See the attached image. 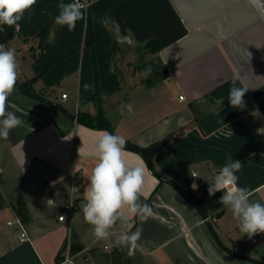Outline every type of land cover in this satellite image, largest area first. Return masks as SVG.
Returning a JSON list of instances; mask_svg holds the SVG:
<instances>
[{"label": "crops", "instance_id": "crops-1", "mask_svg": "<svg viewBox=\"0 0 264 264\" xmlns=\"http://www.w3.org/2000/svg\"><path fill=\"white\" fill-rule=\"evenodd\" d=\"M69 2L37 0L16 25L17 35L5 48L22 52L21 47L30 55L25 66L18 62V81L42 73L34 83L37 90L50 91L51 99L67 108L69 100L93 109L86 99L97 80L106 115L126 142L149 146L171 136L156 154L155 166L196 195L205 194L209 217L170 183L159 184L144 158L125 149V159L145 169L140 200L150 199L152 214L146 221L130 216L126 229L118 222L109 241L94 235L90 242L83 240L73 217L83 218L80 204L96 162L92 148L108 130L80 124L16 85L8 99L15 108L7 110L19 109L16 115L24 123L0 138V264H62L71 245L81 249L70 251L69 264H100L104 253L113 257L122 250L112 244L122 231L137 228L143 232L133 252L141 264H255L224 250L209 220L225 245L264 262V233H241L231 210L217 203L222 192L208 195L214 170L231 156L243 164L238 184L249 189L250 202L264 203V134L258 131L264 129V0H94L82 8L74 31L55 23L58 5ZM43 27L40 45L37 35ZM112 37L121 48L115 55ZM152 39L161 49L152 57L143 52V58L159 61L168 76L148 85L146 80H156L150 65L136 66L137 73L148 75L125 93L128 80L139 79L120 74L124 48L136 52ZM233 86L248 89L243 109L228 102ZM221 98L224 104H217ZM193 172L201 176L197 189L192 188ZM47 200L55 206L48 207ZM19 201L26 219L17 212ZM16 218L29 239L20 241L18 229L8 224Z\"/></svg>", "mask_w": 264, "mask_h": 264}, {"label": "clouds", "instance_id": "clouds-1", "mask_svg": "<svg viewBox=\"0 0 264 264\" xmlns=\"http://www.w3.org/2000/svg\"><path fill=\"white\" fill-rule=\"evenodd\" d=\"M37 0H0V25L14 26L22 20L24 13L33 9ZM59 14L55 23L67 26L74 31L76 22L83 18L82 5L71 0L58 5ZM2 30V28H0ZM14 48H5L0 44V138L7 139L11 130L23 125L24 121L16 115V111H8V99L14 92L18 77L19 63ZM233 79V85H235ZM87 85L85 88L87 89ZM248 89L233 86L230 89L228 102L234 108L243 109V99ZM224 104L223 98L216 101ZM264 134V129L258 130ZM126 140L123 136L102 131L92 148L95 165L87 177L89 183L84 190V203L80 204L84 221L92 226V233L97 240L109 241L112 230L119 222L126 229L130 216L146 221L152 214L151 207L140 200L145 185V169L140 164H130L125 159ZM243 164L239 160L228 157L223 167L214 170L213 181L209 183L208 195L222 192L217 203L229 208L238 222L241 233L249 237L264 233V203L250 202L249 189L240 187L239 176ZM192 177H201L193 172ZM193 189L198 185L193 183ZM48 207H54V200L46 201ZM142 228L136 231H122L114 241L113 246L127 247L129 254L139 246ZM64 264H69L65 261Z\"/></svg>", "mask_w": 264, "mask_h": 264}, {"label": "trees", "instance_id": "trees-1", "mask_svg": "<svg viewBox=\"0 0 264 264\" xmlns=\"http://www.w3.org/2000/svg\"><path fill=\"white\" fill-rule=\"evenodd\" d=\"M88 25H89V28L91 31L92 21H91L90 15L88 16ZM0 28H2V30H0V44H3L4 46H6V44L17 35L16 25H14V26L0 25ZM45 33H46V29H45V27H43L37 35V38L39 39L40 45L44 39ZM92 39H93L92 38V32H90V41ZM111 40H112L113 54L115 55L117 50H120L121 48L113 37L111 38ZM160 49H161V46L157 42L156 39H152V40L146 42L143 46H140V47H138V49H136V52L139 53L140 55H142V57L140 58V60L142 61L141 65L142 66H149L150 65L149 70H150L151 74L154 76V78L156 79V80H146L148 85H150L156 81H159L160 79H164L168 76L167 70L164 67H161V63L159 61L154 62L152 60H149V61L142 60L143 59V52L149 53L152 57V55H155L156 53H158L160 51ZM153 63H155V65H153ZM160 70H161V72H160ZM41 75H42V73L36 74L34 77H32L30 79H26L23 81H17L16 85L20 89V91H22L26 95L56 106L61 111H63L68 117L76 120L80 124H83L85 126H88V127L94 128V129H106L110 133L116 134L113 124L111 123V121L109 120V118L106 115V111H105L104 106H103L105 95L102 92V90L100 89L97 80H96L95 92L93 93V95H91L90 97H88L86 99V102L90 103L91 106L93 107V109L78 108L77 110H70L69 108L63 106L61 103L52 100L50 97V94H51L50 91H48V90H40L39 91L35 88L34 83L37 81V79L39 77H41ZM170 139H171V136H168V137H165L159 141L152 143L149 146H139L135 143L127 142L125 149L131 150V151H134V152L140 154L144 158V160L146 161V163H147L149 169L152 171V173L159 179V184H162L165 182L170 183L192 205H194L196 207V209L200 212V214L204 218H208L209 217V211H208L207 204L205 201V194H203L201 196L196 195L192 190L186 189L181 184H179L177 181L166 177L155 166L154 158H155L156 154L166 144H168ZM143 202L147 203V204L151 203L150 199L145 200ZM16 209H17V212L22 219L27 218L26 207L22 201L18 202ZM211 222L212 221L209 220V224H210L212 234H213L214 238L216 239V241L219 243V245L224 250H226L227 252H229L230 254H232L235 257L251 261L255 264H264V262H262L256 258L243 255V254L237 252L234 248L225 245L223 240L221 239V237L219 236V234L217 233L215 227L212 225ZM66 246H67V243L64 245L63 250H65ZM115 248L118 250H121V247L115 246ZM77 249L78 250L81 249V246L71 245V250H77ZM60 260H61V257H58V261H60Z\"/></svg>", "mask_w": 264, "mask_h": 264}, {"label": "rangeland", "instance_id": "rangeland-1", "mask_svg": "<svg viewBox=\"0 0 264 264\" xmlns=\"http://www.w3.org/2000/svg\"><path fill=\"white\" fill-rule=\"evenodd\" d=\"M23 49L22 52H17V61L19 63H21V66H25V60L30 56L29 55V51L24 49V48H19L18 50ZM124 54L121 57V60L119 61V67H120V74L123 76H135L137 79L139 80H128V83L125 84L126 88L125 93H132L134 91V89L140 87V85H142V82H144L145 80H140L141 78H143V76L148 75L147 72L146 73H137L138 70H136L135 68H137L136 66H141L142 61L140 60V56L139 53H136L134 50H126L124 48ZM147 56L145 58V60H147ZM144 60V58L142 59ZM161 72V70H160ZM130 87V88H129ZM66 94V92H63L62 94H60V99H62V96ZM114 101H111V104ZM70 110H75V108H79V104L76 105V101L71 102V101H67L65 103ZM77 106V107H76ZM49 174H47L45 176L46 179H48ZM5 183H7L5 181ZM73 225L75 228V231L82 237L83 240H85L86 242H90V240L92 239L93 233H92V226L87 224L83 218H81V215L75 214L73 217ZM122 252V253H120ZM124 252V253H123ZM88 253V252H86ZM119 254L114 255L113 257L110 256L109 253H104L103 256H101L100 261L102 260V262L100 264H141L137 255L132 252V254H129V249L127 247L122 248L121 251L118 252ZM110 257L112 258V260L110 259ZM88 263H90V261H87Z\"/></svg>", "mask_w": 264, "mask_h": 264}, {"label": "built area", "instance_id": "built-area-1", "mask_svg": "<svg viewBox=\"0 0 264 264\" xmlns=\"http://www.w3.org/2000/svg\"><path fill=\"white\" fill-rule=\"evenodd\" d=\"M76 2L79 3L80 5H82L83 9H88L92 5L94 0H76ZM8 224L10 226L16 227L18 229V238L20 241H25V240L29 239L28 233L25 229L24 223L21 220V218H16L13 221H8ZM70 251H71V247L68 246L67 251H66V256H65V259L62 262V264H64L65 261L71 262Z\"/></svg>", "mask_w": 264, "mask_h": 264}, {"label": "water", "instance_id": "water-1", "mask_svg": "<svg viewBox=\"0 0 264 264\" xmlns=\"http://www.w3.org/2000/svg\"><path fill=\"white\" fill-rule=\"evenodd\" d=\"M62 98H65V95H63ZM193 183H195L196 185H199V184L197 183V178H194V182H193ZM192 185H193V184H192ZM192 188H193V187H192ZM197 188H198V187H197ZM197 188H196V189H197ZM105 247L108 248V245H105Z\"/></svg>", "mask_w": 264, "mask_h": 264}]
</instances>
